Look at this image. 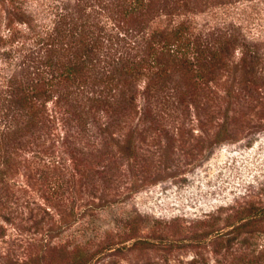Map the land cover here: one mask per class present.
I'll use <instances>...</instances> for the list:
<instances>
[{
	"label": "rangeland",
	"instance_id": "1",
	"mask_svg": "<svg viewBox=\"0 0 264 264\" xmlns=\"http://www.w3.org/2000/svg\"><path fill=\"white\" fill-rule=\"evenodd\" d=\"M123 1L0 0V36L55 3L93 13L114 35L102 65L139 58L136 33L186 30L125 108L51 100L57 116L6 145L0 264H264V0H145L142 22Z\"/></svg>",
	"mask_w": 264,
	"mask_h": 264
},
{
	"label": "trees",
	"instance_id": "2",
	"mask_svg": "<svg viewBox=\"0 0 264 264\" xmlns=\"http://www.w3.org/2000/svg\"><path fill=\"white\" fill-rule=\"evenodd\" d=\"M125 2L118 3L125 15L139 16L140 22L153 8L145 0ZM65 9L63 3L52 4L42 16L27 19L25 28H16L10 21L6 36H0V156L7 144L45 123L49 114L57 116V111L46 110L49 101L69 105L78 118H84L88 106L125 108L133 100L131 85L144 73V64L147 72L160 56L176 58L181 53L178 41L186 31L183 24L173 29L157 26L132 36V48L143 50L139 58L137 54L133 58L120 54L102 65L98 54L113 33L106 24L95 21L93 13L80 7L79 20ZM155 66L163 79L165 68ZM43 67L51 76L42 73ZM93 78H106L104 88L89 87Z\"/></svg>",
	"mask_w": 264,
	"mask_h": 264
}]
</instances>
